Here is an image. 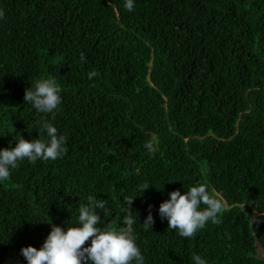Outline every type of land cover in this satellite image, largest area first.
I'll return each instance as SVG.
<instances>
[{
	"label": "trees",
	"instance_id": "trees-1",
	"mask_svg": "<svg viewBox=\"0 0 264 264\" xmlns=\"http://www.w3.org/2000/svg\"><path fill=\"white\" fill-rule=\"evenodd\" d=\"M0 12V147L44 136L48 114L23 100L41 77L60 89L50 119L66 138L62 157L22 159L0 181V264H25L19 249L74 222L88 194L105 199L100 220L114 229L136 196L145 264L193 253L264 264V0H134L132 11L123 0H0ZM196 183L223 208L220 223L185 238L157 209Z\"/></svg>",
	"mask_w": 264,
	"mask_h": 264
},
{
	"label": "clouds",
	"instance_id": "clouds-1",
	"mask_svg": "<svg viewBox=\"0 0 264 264\" xmlns=\"http://www.w3.org/2000/svg\"><path fill=\"white\" fill-rule=\"evenodd\" d=\"M133 7L134 0H123L125 10L132 11ZM2 15L0 12V16ZM79 59L86 62L83 52ZM95 75V69L87 73L89 79ZM23 100L35 113L48 114V119L44 115L40 116L39 129H36L38 134L43 131L44 136L38 135V138L26 140L18 133L17 137L13 136L14 147L11 142L9 147H0V181L6 180L9 170L15 168L22 159L28 162L38 159L56 160L66 151V138L63 134H58L50 119L61 103L60 89L56 81L43 77L35 79L25 88ZM144 148L151 153L155 150L154 142L145 141ZM148 187L138 184L136 191L143 193ZM167 196L159 204L157 213L161 219L167 220L168 228L175 229L179 236L190 238L206 222L220 223L218 213L222 211V201L205 183L190 185L183 193L179 189L172 190ZM134 197L136 196L130 200L125 198L128 207L120 218L121 226L114 229L100 220L99 212H105V199L88 194L84 198L86 202L76 206L74 222H66V228L51 224L50 231L39 248L28 245L19 249L25 264H145L132 229L135 218L130 203ZM201 205L204 207L201 208ZM100 223L104 226L100 227ZM152 223L153 216L149 205L142 224L147 229ZM85 241L89 243L83 246ZM189 264H207V260L193 253Z\"/></svg>",
	"mask_w": 264,
	"mask_h": 264
},
{
	"label": "rangeland",
	"instance_id": "rangeland-1",
	"mask_svg": "<svg viewBox=\"0 0 264 264\" xmlns=\"http://www.w3.org/2000/svg\"><path fill=\"white\" fill-rule=\"evenodd\" d=\"M255 217H257V215H255ZM260 257L264 258V250L261 248V251H260V254H259Z\"/></svg>",
	"mask_w": 264,
	"mask_h": 264
}]
</instances>
